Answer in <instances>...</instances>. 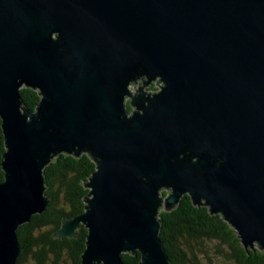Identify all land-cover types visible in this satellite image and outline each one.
<instances>
[{"label":"water","instance_id":"1","mask_svg":"<svg viewBox=\"0 0 264 264\" xmlns=\"http://www.w3.org/2000/svg\"><path fill=\"white\" fill-rule=\"evenodd\" d=\"M0 117V264L61 154L96 164L54 233L87 228L81 264H169L160 213L184 195L264 249V0H0Z\"/></svg>","mask_w":264,"mask_h":264},{"label":"trees","instance_id":"2","mask_svg":"<svg viewBox=\"0 0 264 264\" xmlns=\"http://www.w3.org/2000/svg\"><path fill=\"white\" fill-rule=\"evenodd\" d=\"M21 92L25 104L35 109L41 98L39 92L27 87ZM1 122L0 117V182L4 179L1 163L5 151ZM95 169V162L87 154H61L45 167L46 194L51 201L43 213L33 215L29 223L19 227L18 238L24 249L17 264L25 262L29 255L37 264H45L51 257L56 264L64 257L81 264L87 228L81 225L73 238L56 237L54 233L65 217L73 218L85 210L84 198L89 193L86 183ZM160 217V236L169 264H264L263 248L255 245L247 250L238 232L221 214H212L207 206L194 205L189 195H184L173 210L161 211ZM210 244L217 245L221 261L209 257ZM122 257L129 264H139L141 253H123Z\"/></svg>","mask_w":264,"mask_h":264},{"label":"rangeland","instance_id":"3","mask_svg":"<svg viewBox=\"0 0 264 264\" xmlns=\"http://www.w3.org/2000/svg\"><path fill=\"white\" fill-rule=\"evenodd\" d=\"M141 83L142 82L137 83L136 85H133L132 88L133 89H136L137 87H139V85ZM152 85H153V87H152ZM152 85L149 88L151 91H153L152 89H154V90L160 89V84L159 83L155 82ZM216 247H217L216 244H214V245L210 244L209 247H208V255H209V257L213 258L214 261L219 262L221 260L218 257V253L216 251ZM22 264H37V261L33 258L32 255H29L28 258H27V260L25 262H23ZM45 264H56L55 263V258L54 257L49 258L45 262ZM57 264H73V261L69 257H64L62 260H60L59 262H57Z\"/></svg>","mask_w":264,"mask_h":264},{"label":"bare ground","instance_id":"4","mask_svg":"<svg viewBox=\"0 0 264 264\" xmlns=\"http://www.w3.org/2000/svg\"><path fill=\"white\" fill-rule=\"evenodd\" d=\"M23 89V88H22Z\"/></svg>","mask_w":264,"mask_h":264}]
</instances>
